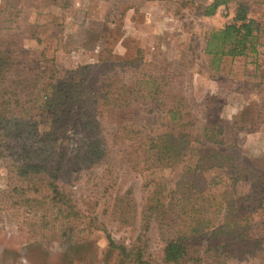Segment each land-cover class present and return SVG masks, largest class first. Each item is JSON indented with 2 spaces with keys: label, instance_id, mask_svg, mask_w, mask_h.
<instances>
[{
  "label": "rangeland",
  "instance_id": "rangeland-1",
  "mask_svg": "<svg viewBox=\"0 0 264 264\" xmlns=\"http://www.w3.org/2000/svg\"><path fill=\"white\" fill-rule=\"evenodd\" d=\"M212 1L0 0V47L9 44L13 51L7 79L20 82L14 86L19 96L67 83L87 98L82 112H93L97 121L95 132L82 137L71 118L51 125L41 100L35 108L37 129L53 126L54 150L65 153L59 184L76 218L52 207L44 191L37 204L18 197L22 185L10 165L23 159L20 146L29 149L30 143L19 140L10 150L0 144V264H136L108 249L107 234L116 244L135 243L151 264H163L154 222L146 237L135 240L144 230L133 205L139 211L153 180L175 188L180 167L155 165L142 141L149 129L178 125L168 110L180 112L194 138H201L204 126L221 129V149L234 154L236 170L204 172L200 195L229 201L234 216H245L248 236L264 234V0H226L213 15H203ZM240 2L254 20L255 51L247 45L242 55L213 59L205 52L207 39L232 22ZM101 81L111 89L129 86L130 106L93 104L96 92H106ZM92 139L103 144L104 155L86 161L84 144ZM195 145L187 166L195 163ZM212 264H264V256L224 253Z\"/></svg>",
  "mask_w": 264,
  "mask_h": 264
},
{
  "label": "trees",
  "instance_id": "trees-1",
  "mask_svg": "<svg viewBox=\"0 0 264 264\" xmlns=\"http://www.w3.org/2000/svg\"><path fill=\"white\" fill-rule=\"evenodd\" d=\"M225 3L226 0H213L204 6L203 15H213ZM253 32L254 20L248 16L245 4L240 2L232 22L209 35L205 52L212 54L214 59L220 55H242L247 45L251 46V51H255ZM9 47V44L0 47V144L4 149L10 150L14 145L12 143L19 140L30 143L29 149L20 146L23 159L10 165L18 183L22 185L18 197H23V201L30 205L37 204L40 200L38 196L44 191L46 194L43 197L48 198L52 207L57 206L59 212L64 207L67 210L65 217L76 218L77 210L68 193L59 184L66 171L65 153L60 154V150H54L53 142L56 138L51 131L53 126L49 132L37 129L35 108L41 100V107L51 116V125L57 124L61 119L65 120L61 122L64 124L71 118L72 130L82 137L95 132L97 121L93 118V112H82L87 98L80 96L67 83L55 85L51 92L46 85L42 95L31 93L19 96V89L14 86L20 82L15 80L14 84V81L8 82L7 79L15 62L13 51ZM88 68L89 66H84L81 70ZM78 73L79 71L75 72L76 75ZM105 81L100 82V87H105L106 92H96V103L93 104L110 109L130 106L134 99L126 95V90L130 87L120 85L111 89L109 84L104 85ZM168 113V118L177 119L178 125L159 133H153L149 129L143 134L142 141L155 165L162 168L180 167V172L174 189L167 190L164 182L153 180L139 211L133 205V214L139 217L141 229L144 230L135 240L140 241V237H146L145 232L152 221L156 224L163 243V264H212L224 253L238 258L263 257L264 234L248 236L245 216H234V207L229 201L218 200L211 195H200L205 184L204 172L214 168L236 170L234 154L221 149L226 146L221 137V129L215 125L204 126L201 138H194L185 132L184 128L188 123L180 112H165ZM203 141L218 147L203 146ZM193 144H196L195 163L187 166L186 161L194 148ZM84 146L83 156L86 161H96L104 155L103 144L97 139H92L87 144L85 142ZM14 188L18 190V186L15 185ZM25 192H30L32 196L25 197ZM170 193L172 196L168 197ZM106 238L108 249L117 250L123 259L133 260L136 264H151L145 259L141 248L135 250V243L129 246L116 244L109 234Z\"/></svg>",
  "mask_w": 264,
  "mask_h": 264
}]
</instances>
